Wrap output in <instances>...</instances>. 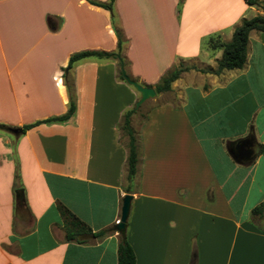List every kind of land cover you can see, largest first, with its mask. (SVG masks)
Returning <instances> with one entry per match:
<instances>
[{"label": "crops", "instance_id": "crops-1", "mask_svg": "<svg viewBox=\"0 0 264 264\" xmlns=\"http://www.w3.org/2000/svg\"><path fill=\"white\" fill-rule=\"evenodd\" d=\"M113 14L89 0H0V123L22 128L67 113L66 77L75 101L68 119L19 136L0 128V264H118L114 227L127 193L136 264H264V214L252 212L264 203V31L251 32L242 68L203 72L223 53L210 40L230 41L264 9L247 0H114ZM117 28L131 79L156 88L187 67L131 116L130 192L121 124L141 94L120 78L119 58L65 70L75 52H117ZM246 138L257 155L241 162L231 149L247 148ZM59 204L92 233L107 232L68 238Z\"/></svg>", "mask_w": 264, "mask_h": 264}, {"label": "trees", "instance_id": "trees-1", "mask_svg": "<svg viewBox=\"0 0 264 264\" xmlns=\"http://www.w3.org/2000/svg\"><path fill=\"white\" fill-rule=\"evenodd\" d=\"M91 3L104 7L110 10L113 14V3L114 0H110V2H99L95 0H89ZM247 2L251 5H257L264 9V5L259 0H247ZM113 14V18H114ZM252 31H264V15L259 14L252 18L243 19L242 23L238 25L234 32L230 41L221 42L215 39H211V46L216 48H222L223 53L222 57L217 62V67L215 69L204 70L203 72H212L219 74L224 69H234V68H242L247 60V46L249 42V36ZM116 33L118 36V51L110 52L103 50H95V49H87L79 52H75L70 56L69 64L65 68V70L71 69L74 64L82 59L87 58H116L118 59V54H121L123 47V34L120 29H116ZM125 66L126 62L124 61L122 55L121 60L119 59V65ZM187 67L178 66L168 71L156 85V92L161 93L165 91H169L172 88V83L177 80L181 73L184 72ZM128 75V74H127ZM130 77V75H129ZM120 78L125 80L122 71H120ZM131 78V77H130ZM67 88L70 93V104L67 113L59 117H52L45 120L36 121L31 124H26L22 127V131L26 130L34 125L40 124L42 122H48L52 120H65L68 119L75 110V101L72 93V86L69 79L66 77ZM147 86V85H146ZM136 106L129 109L123 116V121L121 124L122 129L128 136L127 146L129 148L128 155V188L127 192H130L131 181L137 171V163H138V152H137V143H136V135L135 131L131 125V116L137 112ZM7 125L0 123V128L5 129ZM264 152V146L261 149ZM59 210L64 218L68 238H75L79 241H86L90 236H103L107 231H102L99 233H92L91 229L85 225V223L80 220L69 208H67L63 204H59ZM253 215L261 216L264 214V203L256 206L253 209ZM79 236H82L79 238ZM118 264H136V255L133 247L127 241L124 243L121 241L118 249Z\"/></svg>", "mask_w": 264, "mask_h": 264}, {"label": "water", "instance_id": "water-1", "mask_svg": "<svg viewBox=\"0 0 264 264\" xmlns=\"http://www.w3.org/2000/svg\"><path fill=\"white\" fill-rule=\"evenodd\" d=\"M118 58L121 60V55L118 54ZM122 75L125 79V81L133 86L140 94V99L136 102V108L138 109L146 100L154 98L157 95V92L154 87L146 86L138 81L131 79L129 75H127L124 65L121 66ZM7 131L13 133L16 136H19L22 132V128L20 127H13V126H7L5 128ZM239 144L242 146H247V148L239 149L237 146H234L233 149H231V154L233 157L238 161H252L255 159L257 155V151L255 148H253V145L250 142L249 138L242 139L239 141ZM252 146V147H251ZM18 195V200L23 201V192L21 191ZM133 200V195L130 193H127L124 195L122 200V208H121V217L120 222L116 223L114 230L118 231L119 234L122 237V240L124 243L127 242V225H128V219L131 211V204Z\"/></svg>", "mask_w": 264, "mask_h": 264}, {"label": "rangeland", "instance_id": "rangeland-1", "mask_svg": "<svg viewBox=\"0 0 264 264\" xmlns=\"http://www.w3.org/2000/svg\"><path fill=\"white\" fill-rule=\"evenodd\" d=\"M262 4L264 5V2H262ZM182 9V8H181ZM125 67V66H124ZM125 70H126V67H125ZM119 71H120V67H119ZM126 73L129 74L126 70Z\"/></svg>", "mask_w": 264, "mask_h": 264}, {"label": "built area", "instance_id": "built-area-1", "mask_svg": "<svg viewBox=\"0 0 264 264\" xmlns=\"http://www.w3.org/2000/svg\"><path fill=\"white\" fill-rule=\"evenodd\" d=\"M120 222V219H117L116 223H119Z\"/></svg>", "mask_w": 264, "mask_h": 264}]
</instances>
